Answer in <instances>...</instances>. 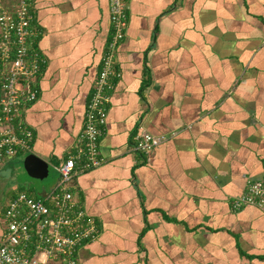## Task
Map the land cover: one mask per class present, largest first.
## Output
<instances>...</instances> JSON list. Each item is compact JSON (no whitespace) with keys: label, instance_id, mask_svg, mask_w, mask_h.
<instances>
[{"label":"crops","instance_id":"0c3cea01","mask_svg":"<svg viewBox=\"0 0 264 264\" xmlns=\"http://www.w3.org/2000/svg\"><path fill=\"white\" fill-rule=\"evenodd\" d=\"M33 11L46 63L26 119L52 175L44 196L84 128L112 23L109 0ZM127 11L104 159L71 181L99 228L79 264H264V210L233 205L264 176V0H127ZM139 131L159 138L150 161L133 147ZM12 160L0 166V236L26 191L3 174Z\"/></svg>","mask_w":264,"mask_h":264},{"label":"built area","instance_id":"2783aa9c","mask_svg":"<svg viewBox=\"0 0 264 264\" xmlns=\"http://www.w3.org/2000/svg\"><path fill=\"white\" fill-rule=\"evenodd\" d=\"M0 0V166L22 153H30L34 130L26 110L39 96L36 78L46 63L37 46L40 30L34 26L35 0ZM112 32L88 101L85 125L76 147L56 165L60 178L44 196L21 191L5 212L7 230L0 236V264H79L78 249L98 235L93 216L75 198L72 178L100 166L99 141L108 115L115 79L119 43L128 26L127 0H109ZM159 138L149 131L135 135L133 147L151 160ZM254 204L264 210V176L250 181L234 198V208Z\"/></svg>","mask_w":264,"mask_h":264},{"label":"rangeland","instance_id":"374dc122","mask_svg":"<svg viewBox=\"0 0 264 264\" xmlns=\"http://www.w3.org/2000/svg\"><path fill=\"white\" fill-rule=\"evenodd\" d=\"M25 155L26 153H22L12 158V165L8 166L7 169L3 171V174L7 175L10 181L18 180L19 186L26 191L30 192V189H34V192H31L32 194L43 196V193L40 192L41 188L51 182L52 175L44 178L30 176L23 166Z\"/></svg>","mask_w":264,"mask_h":264},{"label":"water","instance_id":"95a60500","mask_svg":"<svg viewBox=\"0 0 264 264\" xmlns=\"http://www.w3.org/2000/svg\"><path fill=\"white\" fill-rule=\"evenodd\" d=\"M24 165L28 173L36 177H44L49 173V163L34 152H30L24 157Z\"/></svg>","mask_w":264,"mask_h":264}]
</instances>
